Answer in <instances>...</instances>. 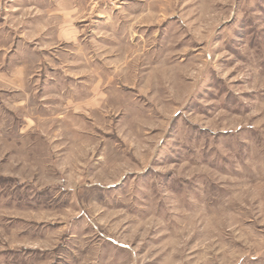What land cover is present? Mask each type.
Segmentation results:
<instances>
[{"label": "rangeland", "instance_id": "obj_1", "mask_svg": "<svg viewBox=\"0 0 264 264\" xmlns=\"http://www.w3.org/2000/svg\"><path fill=\"white\" fill-rule=\"evenodd\" d=\"M0 264H264V0H0Z\"/></svg>", "mask_w": 264, "mask_h": 264}]
</instances>
